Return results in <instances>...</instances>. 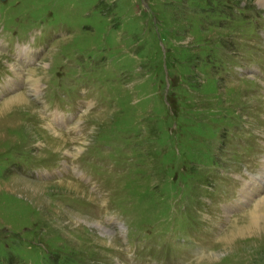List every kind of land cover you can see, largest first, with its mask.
Listing matches in <instances>:
<instances>
[{"label": "rangeland", "instance_id": "1", "mask_svg": "<svg viewBox=\"0 0 264 264\" xmlns=\"http://www.w3.org/2000/svg\"><path fill=\"white\" fill-rule=\"evenodd\" d=\"M16 74L0 108H32L0 119V264H264V234L227 240L264 165L258 0H0Z\"/></svg>", "mask_w": 264, "mask_h": 264}, {"label": "bare ground", "instance_id": "2", "mask_svg": "<svg viewBox=\"0 0 264 264\" xmlns=\"http://www.w3.org/2000/svg\"><path fill=\"white\" fill-rule=\"evenodd\" d=\"M258 4L264 5V0H258ZM18 45H24V44H18ZM12 49H14V47ZM14 54L16 55V56L14 55L15 61L18 64H20V63H24L25 59L27 62V57L32 56L33 52H32L30 47L28 48L27 46H21L15 50ZM25 70H27V69H25ZM29 71H30V69H29ZM29 71H23L24 78L27 79L26 81H27V84L30 86V88L33 89L37 93L38 92V85L40 84V82L37 78L33 77L34 75ZM30 73H31V75H30ZM19 78H20V75H17V74L14 76H9L10 80H8L6 78L4 82L0 83V86H2L5 83L8 85H10V84L12 85V84H14L13 82H15ZM31 79H32V82H31ZM22 84L25 85L26 83L24 84V82H23ZM17 86L19 88L21 85H17ZM39 88H40V86H39ZM27 90H28V88H27ZM26 94H28V93H26ZM31 104H32L31 100H29L24 94L16 95V97L10 98L6 102L3 103L2 107L0 108V119L9 111L15 110L17 112V109H21V110L23 109L25 111H28V110H30V108H32ZM11 113H13V112H11ZM8 116H9V114H8ZM15 116H16L15 114H12V122L14 121V118H16ZM1 127H3V125L0 126V128ZM259 171L260 172L257 173L256 176L253 175V176H249L248 178H243L244 179L243 184L248 179H251V180H249L247 182V184L243 185V187L241 189V196L240 195L239 196L242 197V199H244L243 198L244 194H246L247 192H252V194H249V199L251 200L249 202H256L257 205H255L256 209L253 210L252 213H250V215L251 214L252 215H251V217H248L249 219L245 224L239 225L236 229H230V231H229L230 233L227 234V240L230 241V243L234 242V239H236V237L242 236L246 233L248 234L249 232H254L255 236L264 234V195H263L264 194L263 193L264 192V165L261 168V170H259ZM22 183L25 184L24 181H22ZM16 185L21 186V185H18L17 183H16ZM76 187H78V186L75 185V188ZM77 190L80 191L81 189L78 187ZM234 205H235L234 203L226 205L225 211L227 210V212H228V210L234 209Z\"/></svg>", "mask_w": 264, "mask_h": 264}]
</instances>
